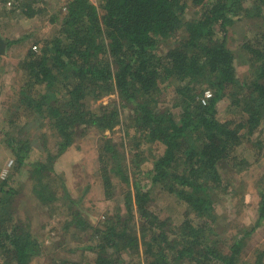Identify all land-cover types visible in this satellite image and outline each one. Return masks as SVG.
<instances>
[{"label":"trees","instance_id":"16d2710c","mask_svg":"<svg viewBox=\"0 0 264 264\" xmlns=\"http://www.w3.org/2000/svg\"><path fill=\"white\" fill-rule=\"evenodd\" d=\"M247 1L249 8L244 6ZM192 7L199 12L187 17ZM63 9L57 33L40 42L37 51H29L20 65L25 82L15 120L4 121L12 132L2 133L0 140L14 157L10 168H27L40 205L57 203L47 181L54 162L88 130L112 131L122 124L116 106H91L117 94L121 107L130 111L123 124L126 131L138 135L134 179L110 139L99 161L106 199L114 191L109 174L126 185L123 209L117 208L101 228H92L69 210L66 227L92 231L87 248L95 254L94 264H239L244 236L227 245L214 234L219 218L215 199L221 188L230 187L222 169H246L261 159L253 137L264 124V35L245 44L250 74L242 79L226 37L234 17H264V0H66ZM39 13L24 10L28 18ZM169 39L174 45L158 54L160 44ZM163 86L173 89L170 106L161 105ZM224 98L238 119L217 118V104ZM30 113L45 122L56 141L52 151L26 163L35 145L18 122ZM142 144L163 146L161 154L151 155L149 190L133 183L141 174V159L147 158ZM111 160L115 163L109 169L106 162ZM11 178H0V264H29L38 241L16 218L17 189ZM153 188L183 208L178 223L153 207ZM256 212L245 234L264 223V189L258 191ZM250 264H264V249Z\"/></svg>","mask_w":264,"mask_h":264},{"label":"rangeland","instance_id":"374dc122","mask_svg":"<svg viewBox=\"0 0 264 264\" xmlns=\"http://www.w3.org/2000/svg\"><path fill=\"white\" fill-rule=\"evenodd\" d=\"M7 1L0 0V34L13 44L8 46L3 56H0V140L2 133L12 132L11 126L4 121L15 120L12 115L18 104V94L25 82L20 65L29 51H37L40 42L57 33L66 3V0H13V5L7 7ZM244 6L250 7L248 1ZM25 8L40 10V13L28 18L24 14ZM198 12V8L192 7L187 17H194ZM51 18L55 19L53 23L50 21ZM233 20V25L227 30L226 45L234 53L237 76L242 79L250 74L248 54L244 46L247 42H254L264 35V17H255L252 13L251 17L239 15ZM173 45L171 39L162 42L157 49L158 54L164 55ZM162 88L161 105H172L174 102L172 87ZM35 92H41V89ZM96 105L116 106L120 111L122 124L112 131L88 130L56 159L53 165L54 174H50L47 181L50 180L51 189L58 196L57 203L48 206L38 203L32 192L27 168L17 171L13 167L10 168L11 166L8 168V162L14 161V157L6 145L0 142V176L1 172L7 169V175L12 176L9 183L17 189L13 202L16 218L26 223L33 237L38 241V252L29 264H53L56 261L94 264L95 254L87 248L92 231L66 227L69 221L66 214L70 212L69 210L78 212L92 228H101L105 219L115 214L117 208L123 209L126 185L113 173L109 174L114 183V191L111 199H106L102 186L99 154L106 139H110L124 158L122 162L129 165L125 171L132 182L136 169L133 168L132 160L138 161L132 157L137 149L138 135L131 129L126 131L123 124L128 121L126 118L130 115V111L121 107L117 94L104 96L98 102L91 104L92 107ZM22 113L20 111V114ZM236 113L237 110L231 106L228 98L217 104V118L221 121L238 119L239 115ZM30 114L26 118L21 116L18 122L19 125L26 126L24 131L27 129V136L34 140L35 145L26 163L37 161L47 150L52 151L56 141L45 122L39 121L34 113ZM254 141H257L258 151H261L260 161L246 169H222L221 173L230 187L221 188L215 199L216 214L219 218L213 228L214 234L216 236L220 234L227 245L232 244L237 236H244L239 264H250L257 252L264 249V223L252 233L245 234L256 221L258 191L264 189V124L255 131ZM142 146L141 151L147 154H144L147 158H140L144 160L140 164L141 174L133 183L140 184L143 190H149L150 183L146 179V173L152 167L151 155L154 151L161 154L163 146L140 145ZM107 162L108 168H113L115 162L112 160ZM151 197L155 209H158L163 216L170 217L173 223H178L183 208L158 189H151Z\"/></svg>","mask_w":264,"mask_h":264},{"label":"built area","instance_id":"2783aa9c","mask_svg":"<svg viewBox=\"0 0 264 264\" xmlns=\"http://www.w3.org/2000/svg\"><path fill=\"white\" fill-rule=\"evenodd\" d=\"M12 5H13V0H8V1H7V7H11ZM205 96H206V97L208 96V92L205 93ZM202 102L205 103L204 100H203ZM11 165H12V161H9L7 167L9 168ZM7 172H8L7 169H6V170H3V171L1 172V176H0V177H1L2 179L5 178L6 175H7Z\"/></svg>","mask_w":264,"mask_h":264},{"label":"water","instance_id":"95a60500","mask_svg":"<svg viewBox=\"0 0 264 264\" xmlns=\"http://www.w3.org/2000/svg\"><path fill=\"white\" fill-rule=\"evenodd\" d=\"M8 49L7 41L0 34V56H3Z\"/></svg>","mask_w":264,"mask_h":264}]
</instances>
